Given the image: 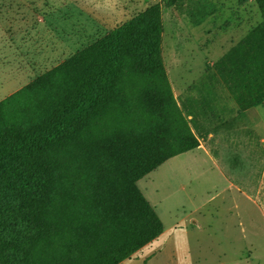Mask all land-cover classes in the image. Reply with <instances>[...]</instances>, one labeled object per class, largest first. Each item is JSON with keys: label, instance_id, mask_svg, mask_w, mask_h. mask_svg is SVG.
<instances>
[{"label": "rangeland", "instance_id": "obj_1", "mask_svg": "<svg viewBox=\"0 0 264 264\" xmlns=\"http://www.w3.org/2000/svg\"><path fill=\"white\" fill-rule=\"evenodd\" d=\"M154 5L168 90L163 105H131L145 111L142 118L129 114V104H107L97 131L72 136L69 178L61 169L57 175L66 185H119L111 213L104 205L103 213L96 211L108 223H92L87 232L88 245L106 234L97 255L105 245L123 249L121 205L124 199L134 203L125 188L134 185L163 229L119 264H264V102L241 106L215 71L220 58L261 23L256 0H0V102ZM130 87L150 91L139 76ZM173 105L198 146L133 180L139 167L149 168L175 148L159 134L138 142L137 125L154 119V127L163 129ZM59 230L40 226L43 245L35 264H85L78 246L63 251L69 243ZM24 258L15 261L28 264Z\"/></svg>", "mask_w": 264, "mask_h": 264}, {"label": "trees", "instance_id": "obj_2", "mask_svg": "<svg viewBox=\"0 0 264 264\" xmlns=\"http://www.w3.org/2000/svg\"><path fill=\"white\" fill-rule=\"evenodd\" d=\"M256 1L261 23L215 65L216 73L245 108L264 102V0ZM161 33L160 12L154 5L0 102V264H20L15 258L23 254V262L37 263L43 245L40 226L42 230L51 227L53 234L54 228L55 232L60 228V235L66 233L69 245L63 251L71 253L72 245L78 246L80 262L85 260V264H119L162 233L151 207L134 185H125L135 201L122 200L118 225L125 240L123 249L115 252L105 245L97 255L106 234L100 232L88 245L87 232L92 223L99 227L108 223V218L96 211L103 213L100 207L104 205V213H111L119 185H66L64 175H57L62 170L69 178L66 157L73 150L72 136L85 134L88 128L97 131L95 123L107 104H129V114L139 113L142 118L145 111H135L131 105L142 109L149 101L163 105L168 90L160 60ZM136 76L144 79L150 91L141 94L131 89ZM168 114L163 129L154 127V119L137 125L138 142L159 134L163 144L172 143L175 148L149 168L139 167L133 180L198 146L195 136L184 128L178 107L173 105ZM167 128L173 130L172 136L176 134L174 138L167 139L172 137ZM60 182L63 185H58ZM93 213L97 215L93 217ZM21 222L32 226L18 227Z\"/></svg>", "mask_w": 264, "mask_h": 264}]
</instances>
